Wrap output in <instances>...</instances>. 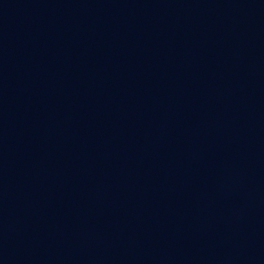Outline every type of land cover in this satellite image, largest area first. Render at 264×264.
I'll use <instances>...</instances> for the list:
<instances>
[{
    "label": "water",
    "instance_id": "1",
    "mask_svg": "<svg viewBox=\"0 0 264 264\" xmlns=\"http://www.w3.org/2000/svg\"><path fill=\"white\" fill-rule=\"evenodd\" d=\"M0 264H264V0H0Z\"/></svg>",
    "mask_w": 264,
    "mask_h": 264
}]
</instances>
